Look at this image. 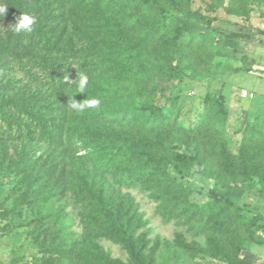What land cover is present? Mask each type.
Masks as SVG:
<instances>
[{"label":"trees","instance_id":"16d2710c","mask_svg":"<svg viewBox=\"0 0 264 264\" xmlns=\"http://www.w3.org/2000/svg\"><path fill=\"white\" fill-rule=\"evenodd\" d=\"M115 1L124 9L119 20L109 19L102 13ZM190 3L191 0H105V5L98 11L92 9L95 5L88 0H0V4L8 7L7 15L0 17V144H9L13 151H21L18 160L19 163L26 162L24 173L28 175H23L21 181L31 187L30 193L38 196L42 191H54L59 199L69 198L74 204H80V224L87 244L79 250L87 251L91 246L95 254L82 255L77 250L73 253L81 245V242H74L66 249L70 254L72 251L73 264H122L103 254L96 243L100 238L121 245L130 264H152L153 260L146 261L137 248L139 223L134 220V211L124 209L114 193L87 181V176L74 178L73 174L78 172L72 167L71 148L65 138L69 117L77 112L67 108L68 98L75 96L77 102L97 99L99 108L113 103L116 97L103 92L98 85L97 91L103 93H93L94 79L100 77V71L116 69L121 65L119 61L126 59H136L133 70L140 76L138 79H142L141 83L150 84L151 91L156 76L171 78L177 65L183 63L186 70L214 82L216 75L210 71V64L227 52L221 41L208 40V33L197 41L187 37L169 16L170 11L189 13ZM254 3L264 6V0H228L226 5L224 0H209L207 6L213 10L221 8L227 15L246 20L250 16V5ZM23 12L36 17L37 24L31 34L17 36L7 29ZM207 24L209 26V20ZM246 36L230 33L222 37L229 40ZM193 48L199 53L186 52ZM173 62L177 63L175 68L171 67ZM162 64L167 68L164 69ZM76 72H84L89 77L84 95L79 94L76 85L69 87L63 81L65 75L75 80ZM215 94L218 98L224 96L220 89ZM177 100L174 96L169 104L155 107L147 114L139 133L146 132L149 138L131 136L119 151L120 161L116 167L120 168V182H127L129 186L145 184L144 189L153 192L157 202H169L183 184L165 166L177 168L182 164L190 168L200 166L203 171L199 173L207 178L225 176L236 182L255 178L259 186L264 185V126L250 125L234 155L222 136L226 125L225 111L220 123L203 125L197 122L194 128L174 125V131L196 144L191 152L180 153L175 151L176 145L169 139L163 143L158 137L165 129L170 133L171 126L166 117ZM90 110L93 109L84 112ZM126 114L128 110L119 109L117 117L123 120ZM106 169L112 170V165H107ZM32 173L36 175L32 177ZM208 198L212 205L225 212L223 220L215 225L220 235L239 234L229 247L216 245L215 255L226 264H252L238 254L245 241L262 244L254 242L256 239L251 233L252 228H261L262 217L255 215L247 221L241 220L233 227L235 231H231L226 227V221L242 213L245 207L212 190L208 192ZM60 210L58 221H63L67 214L64 209ZM199 219L200 214L196 217Z\"/></svg>","mask_w":264,"mask_h":264},{"label":"rangeland","instance_id":"374dc122","mask_svg":"<svg viewBox=\"0 0 264 264\" xmlns=\"http://www.w3.org/2000/svg\"><path fill=\"white\" fill-rule=\"evenodd\" d=\"M88 1L96 10L105 5V0ZM227 1L224 0L225 5ZM208 3L209 0H191L189 13L170 11L169 16L187 37H194L197 41L208 33V40L221 41L227 52L214 58L210 64V71L216 75L214 82L186 70L185 63L177 65L173 62L171 67H178L174 70L176 73L171 71V78L156 76L151 91L150 84L141 83L142 79H138L140 76L133 70L136 59L120 60V67L100 71L101 79L95 78L96 85L92 88L95 94H112L113 98L116 97L114 102L69 117L65 141L71 148L72 167L78 172L73 174L74 178L87 176V181L114 193L124 209L134 211V220L139 223L137 248L146 261L153 260L152 264H226L215 255L214 248L216 245L229 247L239 234L227 232L220 235L215 225L223 220L225 212L210 203V190L245 207L242 213L226 221V227L231 231H235L233 227L241 220L247 221L255 215L262 217L261 228L251 230L256 239L254 242L262 244L245 241L238 256L252 264H264V185L259 186L257 179L236 182L225 176L207 178L201 173L194 174L192 168L182 164L177 168L166 165L167 171L183 184L169 202H157L153 192L144 189L145 184L129 186L118 180L119 151L131 136L149 138L148 133H139L141 124L153 108L166 106L174 96L178 100L166 117L171 126L170 133L165 129L158 133V137L163 143L169 139L176 145L175 151L180 153L191 152L196 144L174 131V125L194 128L197 122L203 125L220 123L225 111L226 125L222 136L234 155L250 125L263 128L264 6L251 4L250 16L245 20L227 15L221 8L213 10ZM123 11L120 2L115 1L102 13L109 19L119 20ZM230 33L247 36L229 40L222 37ZM186 52L199 53L194 48L186 49ZM162 67L167 68L165 64ZM97 85L104 91H97ZM217 89L223 98L215 94ZM243 91L253 93L254 97L242 98ZM119 109L128 110L123 120L117 117ZM98 133L102 135L98 136ZM20 154V150L13 151L9 144H0V264H73L72 251L70 254L66 249L77 241L81 245L73 253L77 250L82 255H94L91 246L87 251L79 250L87 244L80 224V204H74L69 198L61 200L54 191H42L38 196L30 193L31 187L21 181L27 174L24 173L26 162L19 163ZM110 164L112 170L107 171L106 166ZM35 175L32 173V177ZM50 193H53L52 197ZM60 208L67 214L63 221H58ZM198 214L201 219L196 220ZM96 243L110 259L130 264L121 245L104 238L97 239Z\"/></svg>","mask_w":264,"mask_h":264},{"label":"clouds","instance_id":"9594fccd","mask_svg":"<svg viewBox=\"0 0 264 264\" xmlns=\"http://www.w3.org/2000/svg\"><path fill=\"white\" fill-rule=\"evenodd\" d=\"M8 7L6 4H0V17L6 16ZM37 24V18L26 13H22L15 18V23L9 25L8 31L14 35L31 34L34 31V26ZM66 85L72 87L76 85L80 95H84L89 84V77L84 72H76V79H71L68 75L63 79ZM75 97V96H74ZM74 97L68 98L67 108L77 113H83L87 109H96L100 106V101L97 99H86L83 102H77ZM203 169L198 165H193L192 172L194 174L202 172Z\"/></svg>","mask_w":264,"mask_h":264},{"label":"built area","instance_id":"2783aa9c","mask_svg":"<svg viewBox=\"0 0 264 264\" xmlns=\"http://www.w3.org/2000/svg\"><path fill=\"white\" fill-rule=\"evenodd\" d=\"M241 97L242 98H246V99H251V98L254 97V94L251 93V92L243 91L242 94H241Z\"/></svg>","mask_w":264,"mask_h":264}]
</instances>
